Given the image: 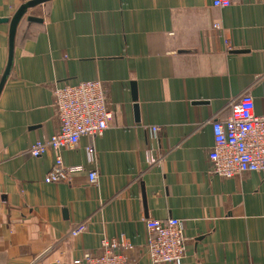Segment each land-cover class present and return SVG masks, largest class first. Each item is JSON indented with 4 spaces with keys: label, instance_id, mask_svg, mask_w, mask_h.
<instances>
[{
    "label": "crops",
    "instance_id": "obj_1",
    "mask_svg": "<svg viewBox=\"0 0 264 264\" xmlns=\"http://www.w3.org/2000/svg\"><path fill=\"white\" fill-rule=\"evenodd\" d=\"M27 1L0 0V79L12 16ZM14 35L0 90V264H74L119 234L133 245L131 264H151L147 219L180 221L186 252L175 264H264V172L225 179L209 174L207 159L211 122L243 92L264 116V0L221 9L212 0H51L28 9ZM94 80L112 114L107 130L64 149L62 163L84 170L47 184L53 154L27 151L57 127L52 90ZM82 222L86 231L71 237Z\"/></svg>",
    "mask_w": 264,
    "mask_h": 264
},
{
    "label": "built area",
    "instance_id": "obj_2",
    "mask_svg": "<svg viewBox=\"0 0 264 264\" xmlns=\"http://www.w3.org/2000/svg\"><path fill=\"white\" fill-rule=\"evenodd\" d=\"M233 0H212L215 8L221 9ZM213 30L220 31L217 24ZM226 50H231L224 39ZM52 107L57 127L47 139H38L29 147L27 155L41 157L53 154L52 166L44 176V182H69L75 173H81L83 166H66L62 163L61 152L76 147L81 137L90 141L107 130L111 113L107 109L105 89L99 81H81L76 85H64L52 90ZM253 98L247 91L232 101L228 107L229 116L224 121L211 122L213 146L209 150V174L221 178H232L242 174L264 172V116L254 112ZM153 136H158L161 128L147 127ZM86 158L93 163L94 147H86ZM149 164L157 160L147 154ZM86 178L96 184L97 173L88 171ZM146 252L151 264H175L185 258V240L180 221L147 219ZM70 231L77 237L86 231L85 223H80ZM98 253H85L74 264H131L128 254L133 249L123 234L112 239H102Z\"/></svg>",
    "mask_w": 264,
    "mask_h": 264
},
{
    "label": "water",
    "instance_id": "obj_3",
    "mask_svg": "<svg viewBox=\"0 0 264 264\" xmlns=\"http://www.w3.org/2000/svg\"><path fill=\"white\" fill-rule=\"evenodd\" d=\"M51 1V0H30L27 1V4H24L23 6H21L17 12L14 14V16H12V20L10 22V29H9V57H8V61H7V65H6V69L0 79V90L3 86V82L6 79V77L8 76L10 69H11V63H12V55H13V42H14V33L16 30V27L18 25V23L22 20V18L24 17V15L27 13L28 9L43 5L44 3ZM27 21H31V22H38L41 23L42 21L38 18H35L33 16H28Z\"/></svg>",
    "mask_w": 264,
    "mask_h": 264
}]
</instances>
